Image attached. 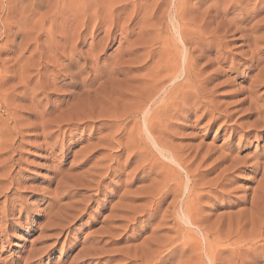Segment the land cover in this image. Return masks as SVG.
I'll return each instance as SVG.
<instances>
[{
	"label": "rangeland",
	"instance_id": "rangeland-1",
	"mask_svg": "<svg viewBox=\"0 0 264 264\" xmlns=\"http://www.w3.org/2000/svg\"><path fill=\"white\" fill-rule=\"evenodd\" d=\"M212 4V0H0V96L5 99L7 97L9 102L4 104V99L0 98V131L4 125L3 130L8 129L11 138V141L9 138L4 143L8 149L2 147L0 151V264H132L126 258L127 255L132 257L134 253L142 256L138 258L141 261H137L140 264L142 261L148 262L145 260L151 261L149 256H153L152 252L156 254L152 264H264V241L254 240L251 235L257 230L258 221L262 225L264 223L261 217L264 212H259L264 210V205L256 196L260 190L264 191V131L251 129L259 116L249 114L248 111L252 101L261 111L264 109V84L256 83L257 69L242 66L248 56L243 57L240 53L248 48L243 46L240 34L233 37L226 35V40L231 41L226 46L227 51L234 56L230 55L228 64L222 67L220 74L213 76L216 64L206 65L205 59L197 63L196 67L199 66L203 71L198 76L204 84L205 92L202 95L205 104L196 112H188L176 118L171 116L169 110L161 113L164 124L161 123L157 135L165 149L161 154L158 153L146 139L151 150L147 154H153L150 162L142 157L131 156L129 151L118 154L115 143L98 145L102 135L110 134L109 130L99 132L98 125L83 124L76 131L56 136L50 135L52 130L42 132L28 129L29 122L33 121L31 112L18 111V115L15 114L9 120L6 114L13 108L12 103L26 104V101L18 103L13 99L21 91H16V86L24 75L27 77L26 71L28 76L34 77V81L37 72L43 73L38 65L41 60L51 61L48 65L55 61L65 63L58 58L56 51H46L42 58L32 52L35 47L37 50L48 49V45L50 49L62 48L58 44L65 46L58 49V54H67L72 48L77 51L81 49L83 52L79 51L83 54L95 48L93 51L99 53L101 59L98 67L101 68L94 69L98 75L84 84L91 90H95L109 77V74L102 77L99 73L111 69L114 60H121L119 63L123 66L120 67L125 69L116 75L118 79L114 78L115 81L93 96L105 98L106 94V97H112L111 101L116 102L110 103L109 108H115L118 114L126 110L135 111L145 95L149 92L151 94L156 88L152 83L165 74H159L164 67L162 62H165L168 55L165 47H169L172 53L175 44L181 48L175 29L192 22V28L200 29L205 24V35L211 33L218 20L209 24L210 19L203 16V13ZM73 16L77 18L74 20ZM190 33L188 31L191 41L189 48H195L206 37L194 38ZM58 34L63 40L59 39ZM78 35L85 40L76 46ZM39 44L44 47L39 48ZM98 44H102L103 48ZM97 47L99 50L95 51ZM261 48L264 53V45ZM120 49L124 50L121 52ZM90 55L93 58L92 53ZM232 57L235 60L231 67ZM128 60L130 64H126ZM89 64L83 71V77L89 76L91 72ZM75 71L71 69V72ZM63 76L58 78L56 85L49 82L51 88L47 87L37 96L40 103L36 107L37 113L32 114L37 117L43 114L45 120H51L66 111L67 103L72 102V95L81 90L79 86L72 85L69 76ZM6 77H9L8 81ZM43 77L46 81L50 79L47 75ZM43 77L40 79L43 80ZM62 78L66 82L60 83ZM33 81L28 85L27 96H31V90L35 88ZM161 83L159 81L157 84V95L152 97L153 100L151 98L144 112L162 104V94H167L166 89L172 82L165 86ZM190 89L183 88L180 94L188 91L193 94L194 89ZM180 94L178 96H182ZM177 97L172 103L175 107L182 102ZM97 104L94 107L98 111L102 107L106 108L103 103ZM142 115L140 113L136 118L141 130ZM15 118L20 119L25 126ZM127 122L125 120L123 124ZM18 130L20 132L15 135ZM120 141L123 143L124 139ZM182 153L186 154L185 158ZM222 155L229 158L224 159ZM171 156L176 161L184 162L187 171H193V175H196L194 180H198L193 181L198 185L196 189H205L207 192L203 199H199V206L193 213V219L196 220L194 227L183 223L180 209L185 199L183 193L186 176L175 162V165L172 164ZM234 156L239 161L238 168L230 172L222 171L231 165ZM255 163H259V167ZM110 167L111 170L117 169L118 176H110L112 173L107 170ZM218 177L221 180H217ZM215 178L221 183H215ZM174 186L176 192L172 189ZM155 187L157 195L154 197L149 192ZM164 192L168 195L163 199ZM173 195H176L177 200ZM160 198L163 199L162 203ZM172 202L175 203L170 207ZM261 246L263 249H260Z\"/></svg>",
	"mask_w": 264,
	"mask_h": 264
},
{
	"label": "bare ground",
	"instance_id": "bare-ground-1",
	"mask_svg": "<svg viewBox=\"0 0 264 264\" xmlns=\"http://www.w3.org/2000/svg\"><path fill=\"white\" fill-rule=\"evenodd\" d=\"M213 1V4L210 5L207 9L204 10V13H203V16H206L207 18L210 19L209 21V24H212L214 21L218 20L216 22V26L211 29V33L206 36L205 35V30L203 29L205 27V24H203L202 26L200 27V29H195V28H192V22L191 23H188L186 25V23H184V25L180 26L178 29L176 28V37L178 36V42H179V46L181 48H179L176 44L173 46L175 49H174V53H172L171 50H169V47H165L167 48V52L165 51L166 55H167V58L165 60V62H162V64L164 65V67L162 65H160V68L162 66L163 70L161 69V71L159 72L157 70V72H159V74L161 72H165V74L161 77H158L156 79V81H154V83H152L153 87L157 88V84H159V81L162 82L161 84H164V86L168 83V82H172V84L169 86L168 89H166V93H163L162 94V97H161V105H157L156 107L152 108H148L145 112V108L147 107L148 103H150L151 101V98L157 93L156 92V88L151 92L145 95L144 99L142 102H140L137 106V109L135 111H130V110H126L125 112L123 111L122 113H117L116 112V109L115 108H111L112 110H110L109 107L110 106V103H115V101H111V98L110 96L106 97V92L104 91V97L105 98H95V96L93 95H97L99 92L101 93L102 90H104L106 88V86H108V84H110L112 81H115L114 78L118 79V77L116 76L118 73H121L123 71V68H122V63H119L120 61L118 62H113L112 67L111 69H107L106 71H103L102 73H99L100 76L104 77L103 75L106 74L108 75L109 74V77L107 76V80L106 82H103L102 84L98 85L95 90H91V89H88L86 88V85L84 86V84L90 80L91 77H94V76H97L98 74H96L95 70L94 69H97L98 65H100V62H99V53L96 54V52H94L93 50H89L87 52H85L84 54L81 53L83 52L81 49H79L78 51L77 50H69V52L67 51V54L66 53H57L58 49H63V45L61 44H58L59 46H61L62 48H56V49H50V47H48L47 45V48L48 49H39L37 50V47H35V51H32L34 53H38L40 56V58H42L43 54L45 55L46 51L47 52H53V51H56V54L58 56L59 59H62L63 61H65L64 64L61 63H58V61L56 62H52L50 65H48L50 62H44L43 60H41V62L38 64L40 65L41 69L43 70V73H40V72H37L36 73V80L35 81V88L32 89V93H31V96H27L26 95V91H28V85H30L29 83H31V81H33L34 77H30L28 76L29 73L26 71L25 74L27 73V77L24 75V77L21 78L20 82L17 84L16 86V91L17 89L18 90H21L16 96H13V99L15 101H17L18 103L21 101H26V104L25 105H21V104H13V108L9 109L6 113L7 114V119L8 118H12L14 116H16L15 114L18 115V111H22L24 110L25 111H28V112H31V118H32V122H29V125L27 126L28 129L30 130H34V131H39L41 130L42 132L46 131V130H52L50 135H59V134H62L64 135L66 132H73V131H76L78 130L79 126L81 125H89V126H97V130H99V132L101 130H109L110 131V134L108 135H102L101 138L99 139L98 141V145H102V144H107V145H112L113 143H115L114 145L116 146L115 148L117 149L116 152L118 154H121L122 152H125V151H129V153L131 152V156H137V157H142L144 159H146L145 161L147 162H150L152 159L151 156H153V154L151 153V156L148 155L147 153L148 152H151L150 148H149V144L148 142H146V139L150 142V144H152V146L154 147V150L158 151V153H162L165 149L161 143H160V139H158V128L160 127L161 123L164 122L163 118H162V112L163 111H166V110H169L171 112V116L173 118H176V117H179L180 115L184 116L185 114H187L188 112H196L197 110H199L200 107H202L204 104H205V101L204 100V92H203V86L204 84L202 83V79L201 81L199 80V76L198 74H202L203 71L201 69H199V66L196 67L197 63L200 61V60H206V65H213V64H216L217 67L216 69L213 70V76H216L217 74H220L222 72V67L223 66H226L228 64V58L231 56H234L231 54L230 51H227V48L226 46L229 45V43L231 41H228L226 40L227 39V34L228 36L230 37H233V35L235 34H240L239 36V39L240 40H243L244 44L243 46L247 47L248 49H246L243 53H240L241 55L243 54V57L244 56H248V58H246V60L242 63V66H246L247 69H251V68H255L257 69V73L255 75V78H256V83L257 85H262L264 84V63L262 62L264 60V53L262 52V48H261V45H264V15L261 17L260 15L264 13V0H212ZM201 2V1H200ZM199 6V5H198ZM178 7V6H177ZM180 8V7H179ZM176 9V8H175ZM184 9V8H183ZM83 10V9H82ZM179 13V12H177ZM183 14V12H182ZM180 15V16H183V15ZM185 14V13H184ZM76 16H73L72 19H74ZM87 17V16H86ZM93 17V16H92ZM111 17V16H110ZM184 17V16H183ZM182 17V18H183ZM261 17V18H260ZM77 18V17H76ZM89 18V17H87ZM96 18H98L96 16ZM56 19V18H55ZM81 20V18H78ZM92 19V18H90ZM95 19V18H94ZM75 20V19H74ZM72 20V22L74 21ZM83 20L85 21V19L83 18ZM87 20V19H86ZM78 22H80L79 20H77ZM82 21V20H81ZM89 21V20H88ZM113 21V20H112ZM179 21H180V18H179ZM52 22V21H51ZM50 22V24H51ZM54 22V21H53ZM178 22V20L176 21V23ZM55 23V22H54ZM53 23V24H54ZM71 23V22H70ZM84 23V22H83ZM249 23H251L249 25ZM109 24V23H108ZM112 24V23H110ZM178 24V23H177ZM76 25V24H75ZM74 25V26H75ZM86 25V24H85ZM113 25V24H112ZM111 25V26H112ZM179 25V24H178ZM53 26V25H52ZM50 26V28L52 27ZM62 26V25H61ZM72 26V25H71ZM73 26V27H74ZM55 27V26H54ZM63 27V26H62ZM61 27V28H62ZM66 27V26H65ZM77 27L79 28V25L77 23ZM84 27V26H83ZM88 27V26H86ZM85 27V29H87ZM198 27V26H197ZM56 28V27H55ZM60 28V27H59ZM189 28V29H188ZM52 29V28H51ZM66 29V28H65ZM75 29V28H74ZM53 30H55L53 28ZM59 30V29H58ZM69 30V29H68ZM94 30H96V28H94ZM61 31V30H59ZM63 31V30H62ZM61 31V32H62ZM85 31V30H84ZM188 31H190V35H192L194 38H198L199 36L200 37H205V39L203 38V42L200 44H196L195 45V48L194 47H191L189 48V44L191 41H189V38H188ZM221 31H222V34H221ZM57 32V31H56ZM95 32V31H94ZM93 32V33H94ZM98 32V31H97ZM52 33V32H51ZM108 33V32H107ZM53 34V33H52ZM61 34V33H60ZM62 34H65L64 32ZM84 34V33H83ZM106 34V33H105ZM54 35V34H53ZM59 35V34H58ZM47 36H51V35H47ZM56 36V35H54ZM60 36V35H59ZM69 36V35H68ZM68 36H67V39H68ZM106 37H109L107 35H105ZM191 36V37H192ZM46 37V36H45ZM62 36L59 37V39L61 38ZM57 38V37H56ZM63 38V37H62ZM61 38V39H62ZM77 38V45L80 44L81 41H84L82 37H80L79 35L76 37ZM82 38V39H81ZM85 38V37H84ZM93 38V36H92ZM51 39H54V37H52ZM58 39V40H59ZM95 39V38H94ZM237 39V38H236ZM238 39V40H239ZM63 40V39H62ZM61 40V41H62ZM65 40V39H64ZM74 40V39H72ZM72 40L70 41V43L72 42ZM93 40V39H92ZM91 40V41H92ZM208 40V41H207ZM210 40V41H209ZM66 41V40H65ZM68 41V40H67ZM108 41V40H107ZM50 42V41H49ZM52 42H54L52 40ZM59 41H56V43H58ZM69 42V41H68ZM74 42V41H73ZM86 42V41H85ZM93 42V41H92ZM60 43V42H59ZM62 43V42H61ZM75 43V42H74ZM53 45V43H51ZM63 44V43H62ZM65 44V42H64ZM96 44V43H95ZM70 45V44H69ZM72 45V43H71ZM74 45V44H73ZM73 45L71 47H73ZM81 45V44H80ZM97 45V44H96ZM99 47L102 46V44H98ZM166 45V44H165ZM168 45V44H167ZM42 46V45H41ZM67 46V45H66ZM104 46L106 47V44H104ZM169 46V45H168ZM189 46V47H188ZM242 44L240 47H242ZM44 47V45H43ZM43 47H40V44H39V48H43ZM58 47V46H57ZM81 47V46H80ZM244 47V48H245ZM19 48V46H18ZM54 48V46H53ZM83 48V47H81ZM103 48V46H102ZM164 48V49H165ZM25 49V48H24ZM23 49V50H24ZM33 49V50H34ZM68 49V48H67ZM71 49V48H70ZM75 49H78V48H75ZM97 50L95 51H98V47L96 48ZM118 49V48H117ZM22 50V52H24ZM119 50V49H118ZM121 52L124 50L120 49ZM130 50V49H129ZM163 50V48H162ZM61 52V50H60ZM100 52V51H99ZM117 52V50H116ZM121 52H118L119 54ZM127 51L125 50V53ZM129 52V51H128ZM31 53V52H30ZM29 53V54H30ZM90 53H92L93 55V58H91V55ZM104 53V51H103ZM164 53V54H165ZM198 53V54H196ZM52 54V53H51ZM55 54V55H56ZM66 54V55H65ZM196 54V55H195ZM22 55V54H21ZM32 55L34 56V54L32 53ZM32 55L30 56V58H32ZM100 55H102L100 53ZM116 57H117V54H115ZM129 55V54H128ZM210 55V56H209ZM53 56V55H52ZM51 56V57H52ZM105 56V55H104ZM144 56V55H143ZM212 56V57H211ZM115 57V58H116ZM119 57V56H118ZM117 57V58H118ZM124 57V56H123ZM16 58V57H15ZM18 58V57H17ZM39 58V59H40ZM44 58V57H43ZM57 58V59H58ZM147 58V57H145ZM29 59V57H28ZM27 59V60H28ZM38 59V60H39ZM56 59V60H57ZM58 59V60H59ZM114 59V58H113ZM112 59V60H113ZM31 60V59H30ZM33 60V59H32ZM54 60V59H53ZM81 60H83V62H81ZM103 60V59H102ZM130 60V59H129ZM128 60V62L126 64H130V61ZM139 60V59H138ZM164 60V58H163ZM234 57H232L231 59V67L233 66V62H234ZM36 61V60H34ZM43 61V62H42ZM15 62H17V60H15ZM60 62V61H59ZM90 62L89 65H91L90 69H91V72L89 74V76L87 77H83V71L85 69H87V63ZM33 63V62H32ZM125 63V62H123ZM132 63V62H131ZM263 63V65L261 66L260 69H258L260 66V64ZM35 64V62H34ZM102 64V62H101ZM125 64V65H126ZM140 64V63H139ZM27 65V64H26ZM31 65V64H30ZM29 65V66H30ZM89 65H88V68H89ZM103 65V64H102ZM101 65V66H102ZM107 65V64H106ZM120 65H122L120 67ZM204 65V64H203ZM104 66V65H103ZM109 66V65H108ZM202 66V65H200ZM27 66H25L26 68ZM34 67V66H33ZM35 67H37V65H35ZM205 67V65H204ZM207 67V66H206ZM99 68V67H98ZM101 68V67H100ZM99 68V69H100ZM203 68V67H201ZM40 69V70H41ZM71 69H76L75 72H71ZM105 69V68H104ZM125 69V68H124ZM159 69V68H158ZM26 70V69H24ZM22 70V72L24 71ZM102 70V69H101ZM155 70V69H154ZM160 70V69H159ZM205 70V69H204ZM253 70V69H252ZM37 71V70H36ZM73 71V70H72ZM156 72V73H157ZM197 72V73H196ZM24 74V73H23ZM158 74V73H157ZM158 74V75H159ZM47 77L49 76L50 79L48 81H46V79H44L43 76H46ZM64 75V76H63ZM20 76H23V75H20ZM35 76V75H34ZM60 76H63L65 78V76H69L71 79H72V85L73 86H79V90H81V92L79 93H76V94H73L71 98L72 99V102H68L67 103V108L65 109L66 111V114L65 112L63 113H59L57 115L54 116V118L52 117L49 118L51 120H48L46 118V120L42 117L43 114H41V117H37V115L35 116V114H32V113H37L36 110H37V106L39 105V101L37 100L38 99V95L41 94L42 92H44L45 89H48L47 87H50L52 84L53 85H56L58 84L57 83V80ZM19 77V76H17ZM43 77V80H41ZM48 77V78H49ZM83 77V78H82ZM128 77V76H127ZM146 77V76H145ZM181 77V78H180ZM201 77V76H200ZM212 77V76H211ZM7 78V77H6ZM41 78V79H40ZM132 78V77H131ZM9 77L7 78L6 81H8ZM63 79V78H62ZM127 79V78H126ZM150 79V78H149ZM160 79V80H159ZM254 79V78H253ZM4 80V82H6ZM43 81L42 82H40ZM199 80V82H198ZM3 81V80H2ZM33 81V82H34ZM46 81V82H45ZM118 81V80H117ZM122 81V80H121ZM3 82V83H4ZM45 82V83H44ZM49 82H51V85L49 84ZM60 83L62 82H66V79H63L61 81H59ZM205 82V81H204ZM1 83V82H0ZM131 83V82H130ZM150 83V82H149ZM148 83V84H149ZM199 83V84H197ZM5 84V83H4ZM3 84V85H4ZM41 84H44V85H41ZM105 84V86H104ZM128 84V83H127ZM2 85V84H1ZM16 85V84H15ZM62 85V84H61ZM117 85V84H116ZM71 86V85H70ZM114 86H115V83H114ZM113 86V87H114ZM161 86V85H160ZM56 87V86H55ZM103 87H105L103 89ZM162 87V86H161ZM51 88V87H50ZM49 88V89H50ZM118 88V87H117ZM144 88V87H143ZM149 88V87H148ZM147 88V89H148ZM159 88V87H158ZM163 88V87H162ZM183 88H188L190 89H194V93L192 94H184V93H181V90ZM1 89V88H0ZM83 89V90H82ZM109 89V88H107ZM111 89V88H110ZM109 89V90H110ZM152 89V87H151ZM164 89V88H163ZM190 89V90H191ZM10 90V89H9ZM101 90V91H100ZM143 90V89H142ZM191 90V91H192ZM2 91V90H1ZM13 91V90H12ZM11 91V92H12ZM137 93H140L138 92V90L136 89ZM143 91H146V90H143ZM142 91V92H143ZM155 91V93H154ZM157 91H160V89H158ZM7 93V90L5 91ZM141 92V93H142ZM207 92V91H206ZM1 93V92H0ZM4 93V92H2ZM29 93V92H28ZM74 93V92H73ZM115 93V92H114ZM128 93V91H127ZM129 93H131V91L129 90ZM145 93V92H143ZM108 94V93H107ZM111 94H113L111 92ZM116 94H118V92H116ZM120 94V93H119ZM132 94V93H131ZM135 94V93H134ZM182 95V96H178V95ZM203 94V95H202ZM208 94V93H207ZM6 95H9V94H6ZM122 95V94H120ZM128 95V94H125V96ZM137 95V94H136ZM157 95V94H156ZM2 96V95H1ZM0 96V98H2ZM5 96V95H4ZM9 96H12V95H9ZM103 96V95H102ZM124 96V95H122ZM135 96V95H133ZM141 96V95H140ZM180 97L179 100L182 101L181 104H179L178 106V103H177V106L175 107L172 103L174 101V99L176 97ZM93 97V98H92ZM118 97V96H117ZM139 97V96H137ZM177 97V99H178ZM92 98V99H91ZM135 98V97H134ZM154 98V97H153ZM152 98V100H153ZM4 99V104H8L7 101H8V98L5 97L2 98ZM1 99V101H3ZM11 99V98H10ZM124 99V98H123ZM127 99V98H126ZM160 99V98H159ZM102 100V101H101ZM129 100V99H128ZM136 100V99H134ZM178 100V101H179ZM189 100V101H187ZM252 99H250L251 101ZM118 101V100H117ZM132 103H133V100H131ZM136 101H139V100H136ZM179 101V102H180ZM103 103L102 105L106 106V108H103L104 110L100 109L99 111L94 107V104L96 103ZM156 102V101H155ZM2 103V102H1ZM125 103V102H124ZM157 103V102H156ZM153 104V102H152ZM176 104V103H175ZM98 106L100 104H97ZM7 106V105H6ZM10 106H11V103H10ZM9 106V108H10ZM153 106V105H152ZM116 107H118L116 105ZM132 107V106H131ZM126 108V106H125ZM109 110V111H108ZM67 111H69L67 113ZM248 111L250 112L249 114H257L259 117L257 119V121L255 123H253V125H251V129H263L264 131V109L261 111V109H259L256 104L252 101L250 103V106L248 108ZM60 112V111H59ZM116 112V113H115ZM252 112V113H251ZM140 113H143L142 117H143V122H142V130H141V127L140 125H138L136 123V118L137 116L140 114ZM34 115V116H33ZM164 116V115H163ZM51 117V116H49ZM261 117V118H260ZM6 118V117H5ZM3 118V119H5ZM17 118V117H16ZM15 118V119H16ZM6 119V120H7ZM14 119V121H15ZM18 119V118H17ZM16 119V120H17ZM9 120V119H8ZM125 120H128L127 123L123 124V121ZM13 121V119H12ZM17 121H20L17 120ZM35 121V122H34ZM166 121V120H165ZM3 122V121H2ZM7 122V121H6ZM21 122V121H20ZM34 123V124H33ZM7 124V127L9 126L8 123ZM24 124H26L24 122ZM164 124V123H163ZM21 125L22 122H21ZM21 125L19 124V126L21 127ZM3 128L2 130L0 131V137L2 139H0V151H2V147L3 148H7L4 146V143H6V141L9 140L10 138V131L8 133V129L6 130L7 131V134H5L6 131H4V125H2ZM14 126V125H13ZM25 126V125H23ZM162 126V125H161ZM16 127H18L16 125ZM10 128V127H9ZM13 128V127H12ZM22 128V127H21ZM5 129H6V126H5ZM11 129V128H10ZM4 131V132H3ZM20 132L19 130L18 131H15V135H17V133ZM48 132V131H47ZM11 133L12 130H11ZM15 135H13L15 137ZM46 135V133H45ZM44 135V136H45ZM49 136V135H48ZM145 138H144V137ZM162 137V136H161ZM12 139H14L12 137ZM121 139H124V142L122 143V141H120ZM10 141H11V138H10ZM120 141V142H119ZM13 142V141H12ZM8 144V143H7ZM103 147V146H102ZM105 148V147H104ZM8 149V148H7ZM150 150V151H149ZM196 150V149H195ZM8 152V151H7ZM89 152V151H88ZM194 152V151H193ZM128 153V152H127ZM148 155V157H146V154ZM183 155V153H182ZM186 155V154H185ZM185 155L184 158H185ZM230 156V154H227ZM117 156V155H116ZM195 156V155H194ZM229 156H226V158ZM129 157V156H128ZM171 161H172V164L175 162L176 163V166L179 167L180 170H182L185 174V187H184V197L185 199L183 200L182 202V209H180L181 211V215L183 217V220L186 225H189V226H192L194 227L196 225V220L193 219L194 217V211L197 210L198 208V203H199V199H203L205 197V192L203 189L200 190V189H196V184L193 183V181H196L194 180L195 179V176L196 175H193V171L189 170L187 171L186 169L187 168H184V162L181 163L180 161H176L173 156H171ZM222 157L224 159H226L223 155ZM221 157V158H222ZM114 158V157H113ZM153 158V157H152ZM157 158V157H156ZM159 158V157H158ZM170 158V157H169ZM182 158V156H181ZM233 159L231 160V165L228 166L226 169L222 170V171H225V172H230L232 170L235 171V169L238 168V165H239V161L237 162V159L234 157H232ZM154 159V158H153ZM191 159V158H190ZM224 159H223V162H224ZM11 160V158L9 159ZM183 160V159H182ZM222 160V159H220ZM188 161H190L188 159ZM124 162V161H123ZM170 162V160H169ZM221 162V161H220ZM227 162V160H226ZM174 163V165H175ZM140 165H142V162H139ZM144 164V163H143ZM148 164V163H147ZM187 164V163H186ZM259 163H255V166H258ZM105 165V164H104ZM153 165V164H152ZM189 165V164H188ZM244 165V164H243ZM102 166V165H101ZM144 166V165H143ZM151 166V165H149ZM175 166V167H176ZM162 167V166H160ZM168 167V166H167ZM190 167V166H189ZM188 167V169H189ZM253 167H254V164H253ZM263 167V165H262ZM95 168V167H94ZM138 168V167H137ZM192 168V167H191ZM100 169V168H99ZM106 169V167H105ZM177 169V167H176ZM198 169V168H197ZM196 169V171H197ZM259 169V168H258ZM97 170V169H96ZM107 170L109 171V173H112L110 176L112 177H115V176H118V171L117 169L115 170H111V167L110 168H107ZM161 170V169H160ZM104 171V170H103ZM102 171V172H103ZM137 171V170H136ZM221 171V172H222ZM108 173V174H109ZM159 173V172H158ZM170 173V172H169ZM168 173V174H169ZM223 173V172H222ZM93 174V172H92ZM91 174V175H92ZM107 174V173H106ZM150 174V173H149ZM161 174V173H160ZM165 174V173H164ZM220 174V173H219ZM90 175V176H91ZM95 175V174H94ZM93 175V177H94ZM104 175V174H103ZM221 178H222V175H219ZM229 176V175H228ZM227 176V177H228ZM8 177V175H7ZM107 177V176H106ZM163 177V176H162ZM220 177L215 178V183H219L217 180H221L219 179ZM170 178V177H169ZM173 178V177H172ZM176 178V177H175ZM8 179V178H7ZM94 179V178H93ZM178 179V178H177ZM217 179V180H216ZM225 179V178H224ZM264 178H262L263 180ZM261 180V182H262ZM99 181V180H98ZM198 181V180H197ZM224 181V180H223ZM226 181V180H225ZM264 182V180H263ZM262 182V184H264ZM175 183H177L175 181ZM221 183V182H220ZM184 185V184H183ZM160 186V185H159ZM214 186V185H213ZM263 186V185H261ZM161 187V186H160ZM165 187V186H164ZM180 187V186H179ZM223 187V186H222ZM159 188V187H158ZM175 188L172 187V189ZM177 189V188H176ZM260 189V188H259ZM263 189V188H261ZM157 190V188L155 187L152 192H149V195L151 196H156L157 194H155V191ZM175 190V189H173ZM178 190V189H177ZM181 190V188H180ZM179 190V191H180ZM183 190V189H182ZM207 190V189H206ZM222 190V189H221ZM172 191V190H171ZM261 191V190H260ZM259 191V192H260ZM176 192V190H175ZM174 192V194H175ZM258 192V194L256 195L257 198L259 200H261L262 204L264 205V191H261L260 193ZM173 193V191H172ZM182 193V192H181ZM160 194V193H159ZM178 194V192L176 193V195ZM168 194L166 192H164L162 194V197L164 199V197H166ZM176 195L174 196L175 199H176ZM211 195V193H210ZM172 196V197H173ZM158 197V196H157ZM160 197V196H159ZM178 197V196H177ZM179 197L181 198V196L179 195ZM188 197V198H187ZM203 197V198H202ZM190 198V199H189ZM163 199L161 200L160 203L163 202ZM159 200V201H160ZM177 200V199H176ZM154 202V201H153ZM175 202H172L170 207H172L174 205ZM158 204V203H157ZM156 206V205H155ZM158 206V205H157ZM152 207V206H151ZM175 207V206H174ZM263 207V206H262ZM167 209V208H166ZM155 210V208H154ZM174 210V209H173ZM256 210H258L256 208ZM262 211L264 212V210H259V212L262 213ZM171 212V211H170ZM258 212V211H257ZM258 212V214H259ZM198 213V212H197ZM196 213V214H197ZM169 214V213H168ZM180 214V212H179ZM199 214V213H198ZM264 213H262V216L263 219H264V216H263ZM165 215L167 216L166 212H165ZM169 216V215H168ZM180 216V215H179ZM166 217H164L165 219ZM163 219V217H162ZM198 219V217L196 218ZM257 219V218H256ZM171 220V219H170ZM258 220V219H257ZM264 221V220H263ZM258 228L256 231H254L253 234V238L254 240H257L259 239V241H264V223L262 225V223L260 221H258ZM254 224V223H252ZM181 228V227H180ZM179 229V228H178ZM180 231V230H179ZM180 233V232H179ZM185 233V232H184ZM183 233V234H184ZM177 235V234H176ZM178 238V237H177ZM175 238V239H177ZM149 242V241H148ZM153 242H155L153 240ZM152 243V241H151ZM157 243V242H156ZM148 244V243H147ZM146 244V245H147ZM155 244V243H153ZM256 244V243H255ZM151 245V244H150ZM264 245V244H262ZM153 246V245H152ZM151 247V246H150ZM175 247V246H174ZM152 248V247H151ZM150 248V249H151ZM160 248V247H159ZM259 248V246H258ZM176 249V248H175ZM260 249H263V246H261ZM153 250V248H152ZM128 251V250H127ZM157 251H160L157 250ZM249 251V250H248ZM253 251V250H252ZM148 253V251H146ZM247 252V251H246ZM254 252V251H253ZM145 253V252H144ZM153 253V256L156 255L155 252H152ZM158 253V252H157ZM160 253V252H159ZM248 253V252H247ZM135 255V256H134ZM138 254H133L132 257L128 256L127 255V258L126 259H129V262H131L132 264H137L138 262L137 261H141L139 260L138 258L142 257L141 255L140 256H137ZM143 255V254H142ZM149 255V253H148ZM159 255V254H157ZM89 256V255H88ZM146 256V254H145ZM153 256H149L151 258V261L149 260H145V261H148L147 263H145L144 261H142V263L140 264H152L153 261H152V258ZM144 257V255H143ZM157 257V256H155ZM31 258V257H30ZM88 258V257H87ZM145 259H147V257H144ZM86 260V259H85ZM144 260V259H143ZM129 264V263H128Z\"/></svg>",
	"mask_w": 264,
	"mask_h": 264
}]
</instances>
